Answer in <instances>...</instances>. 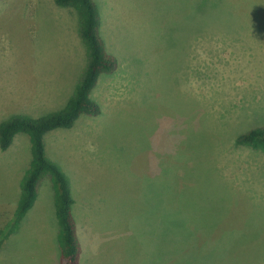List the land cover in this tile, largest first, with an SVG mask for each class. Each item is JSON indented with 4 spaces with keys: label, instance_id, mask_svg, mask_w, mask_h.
<instances>
[{
    "label": "rangeland",
    "instance_id": "1",
    "mask_svg": "<svg viewBox=\"0 0 264 264\" xmlns=\"http://www.w3.org/2000/svg\"><path fill=\"white\" fill-rule=\"evenodd\" d=\"M117 69L98 116L44 137L70 180L82 264H264V0H94ZM77 16L54 0H0V122L62 109L86 63ZM30 143L0 150V230ZM0 264H60L48 176Z\"/></svg>",
    "mask_w": 264,
    "mask_h": 264
},
{
    "label": "trees",
    "instance_id": "2",
    "mask_svg": "<svg viewBox=\"0 0 264 264\" xmlns=\"http://www.w3.org/2000/svg\"><path fill=\"white\" fill-rule=\"evenodd\" d=\"M54 3L75 12L78 34L86 50V63L72 96L62 109L37 118L14 114L0 122V150L7 151L18 134H26L31 154L29 166L21 179L13 216L5 229L0 230V249L34 207L38 197L37 187L48 176L54 190L60 264H80L82 249L72 213L75 201L70 180L62 168L47 157L44 137L54 130L71 129L82 115L98 116L100 106L92 99L91 93L100 76L113 73L118 63L105 50L100 35L101 17L94 0H54ZM235 143L264 154V126L249 129L239 135Z\"/></svg>",
    "mask_w": 264,
    "mask_h": 264
},
{
    "label": "crops",
    "instance_id": "3",
    "mask_svg": "<svg viewBox=\"0 0 264 264\" xmlns=\"http://www.w3.org/2000/svg\"><path fill=\"white\" fill-rule=\"evenodd\" d=\"M81 255H82V253H81ZM80 264H82V259L80 258Z\"/></svg>",
    "mask_w": 264,
    "mask_h": 264
}]
</instances>
